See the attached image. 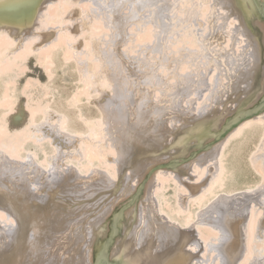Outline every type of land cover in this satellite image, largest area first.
<instances>
[{
    "label": "bare ground",
    "instance_id": "6f19581e",
    "mask_svg": "<svg viewBox=\"0 0 264 264\" xmlns=\"http://www.w3.org/2000/svg\"><path fill=\"white\" fill-rule=\"evenodd\" d=\"M257 18L253 0H0V164L7 154L25 164L0 170V218L7 227H0V264H89L85 247L96 235L93 226L110 211L114 192L130 194L149 163L123 170L136 142L139 149L167 141L169 113L181 118L184 101L200 111L184 148L174 149L186 153L219 128L215 117L230 111L226 104L238 106L255 88L249 69L258 53L250 26ZM158 55L159 73L148 60ZM31 62L47 82L30 75ZM68 66L75 88L60 93L57 106L49 82ZM91 105L95 116L84 113ZM15 113L23 115L20 124ZM245 115L240 123L232 119L225 138L194 160L157 172L148 195L128 212L114 258L124 264H264V111ZM252 131L258 139L248 158L251 172L237 174L235 143ZM70 165L91 181L80 187V171ZM4 171L14 186L2 182ZM65 182L70 201L81 200L79 210L100 197L90 205L94 210L80 217L75 208L72 221L56 211ZM81 221L87 232L73 230ZM96 264H105L101 256Z\"/></svg>",
    "mask_w": 264,
    "mask_h": 264
},
{
    "label": "rangeland",
    "instance_id": "374dc122",
    "mask_svg": "<svg viewBox=\"0 0 264 264\" xmlns=\"http://www.w3.org/2000/svg\"><path fill=\"white\" fill-rule=\"evenodd\" d=\"M258 2L259 3H257L255 0H253L254 9L258 14V18L256 19L258 24L255 21L256 23L253 22V23H251V26H250V30L252 31L251 33H252L253 39L256 38L254 40V45L256 44L255 47H256V50L258 53V58L256 59L257 61L255 62L253 67L251 69H249L250 75L252 77L251 78L249 76L251 78V81H252V82L250 81L249 84H253L255 81V83H256V85L254 83L255 88L253 87L254 89L252 88L253 90H251L250 93L246 97L241 99L238 106H236V105L232 106V105H229V103L226 104L225 106L228 107L230 109V111H228L226 113L220 112L215 117V122H218L221 119L220 123H219L220 125L218 126L219 128L213 130V135H211V137L206 139L202 144L195 145V146L191 147V149L186 153H182V154L174 153V151H175L174 149L178 148L181 151V149L184 148L185 144L188 141V139H187V135L189 134L188 131L191 130L189 125L192 121H194V119H196L197 116H199L198 114H200V111H195V107H194L195 105H189V104L183 103L184 101L180 104L184 110L181 114V118H180V113H178V114L175 113L176 116L173 113H169L170 116H169V120L167 122V125H169L170 131L166 133V135L168 137L167 141H164L163 139H161V140L154 142L152 145H148V146L144 145V146L140 147L139 149H135V148L141 142L140 141L136 142V144L134 145V150H132V153L126 159L123 160L126 163V165L125 164L123 165V170L125 168H127V169L130 168L132 164H134L135 166H138L139 164H142V163H147V162H149V163L145 166V169L142 172V175H141V178L139 179V182L136 184V186L134 188H132L133 190L131 189L130 194L129 193L121 194L122 196H120V194H119L120 192H118V193L114 192L115 194H118V195L115 197V201L113 202L110 211L108 213L104 214L105 216H103L104 218L101 219L102 221H98V222L96 221L95 225L93 226V229L95 230V233H96V235L94 237L95 241L93 240V242H90V244L87 245V247H85L86 250H88L87 261L89 264H96V260L100 256L103 258L105 264H124V263H120L119 260H117L116 258L113 257L114 247L116 245V242L119 240V238H121L123 236V234L125 232L124 230H126V228L129 226V222H128L129 217L127 216L128 212L134 206H136V205L140 206L141 200H143L149 193V188H150L151 182L156 180V175H157V172L159 170H161V169L162 170L163 169L164 170H173L174 168L179 167V165L181 166L183 164H187L190 161L197 158L202 153H204L208 147H210V146L213 147L216 144H218V142H220L223 138H225V135H227V132L229 133V131L233 128L232 125L231 126H228V125L231 122V120L234 119L236 116L238 117L237 123H240L244 119H247V117H249V115L247 116L245 114L250 109L254 110V114L258 113L259 111H264V101L262 102V100L264 98V68H263L264 67V0H258ZM229 8H231V6H229ZM74 11L75 10L72 9L71 14H73ZM149 14L151 15V13H149ZM123 48H121V50L126 51V47L123 46ZM228 48H230V47H228ZM152 54L154 57L157 56V52H153ZM131 55L136 56V54L133 52H131ZM143 56H144L143 54L139 55L140 58H142ZM135 59H137V58L134 57L131 59L132 63L135 62ZM148 60H150V61L152 60V62L155 63L156 71H157V73H159V69H161V68L158 69L157 67L163 63V61H161V56L158 55L157 60H156V58H151V59L148 58ZM32 64L34 65V67ZM35 64L36 63L31 62L32 70L29 71L30 75L40 77L43 81L47 82V76L45 74V71H43V69L41 67H39V65H37V64L35 65ZM135 65H136V62H135ZM34 68H35V70H33ZM154 68H155V66H154ZM199 69H200V67H199ZM65 70L66 71H63L62 68H58V70L54 73L52 80L49 82L51 87L54 89V92L56 90L55 98H54L55 102L59 99L60 93L63 96H68L69 94H71L73 92L72 90H74V88H75V84H74L75 80L74 79L76 78V74H75L74 70H72L71 66L66 67ZM160 71L162 72V73L160 72V74L164 76L163 80L170 82L171 79L168 77V74L164 75L163 71L162 70H160ZM203 73H205V72H203ZM25 77L26 76H22L21 80L24 79ZM143 87L146 90H150V91L152 90L154 92L153 88H150L148 85H144ZM156 93H154V95ZM257 93H258V95H257ZM161 96H162V94L160 93L157 97H161ZM153 97L151 98L152 99L151 101H154L157 99L156 96L154 98ZM247 99L250 100L248 103L246 102ZM253 99H254V101H253ZM54 100L52 101V99H51V102L54 103ZM58 101L59 102H57L56 105L62 106V104H63L62 101H60V100H58ZM201 108H203L202 105H201ZM22 109H23V107L21 108V110ZM176 110H177V108H175V111ZM22 112L26 113V111L24 109L22 110ZM84 113L88 116H95L96 114H98V110H97L96 106L91 105L90 108H88V107L84 108ZM223 113H224V115H223ZM171 116L174 118L172 119ZM183 116L185 118L188 117V119H185ZM15 117L17 118V123L20 124V122L23 121V118H22L23 115L22 114H16L15 113ZM178 121H179V123H177ZM199 121H202L201 117L199 118ZM129 122H130V120H129ZM129 122L127 121V123H129ZM180 122L183 124L181 125ZM203 123L205 124L206 122H203ZM184 124H186L187 126ZM183 125H184V127H183ZM78 128H81V127L78 126ZM197 131H199V130H197ZM252 132H253V134H251V136L246 138V140H242V138H241L238 140L239 142L236 141V143H235L236 145H235V149L233 152V160H234V163L236 166L237 174H246V173L251 172V168L249 167V164H248V158H249V155L255 149V145H256L257 139H258L255 131H252ZM258 133L260 134L261 130L260 131L258 130ZM72 144L73 145L75 144V146H76L75 142H72ZM68 147H69L68 148L69 150H65V151L71 152L72 146H68ZM171 149H173V151ZM23 154H26V151L22 150L21 155H23ZM13 157L16 159L14 160ZM25 159L27 161L29 159V157L26 155ZM20 164H21V166L25 165L23 158H18L16 156H11V155L7 154V159H5L0 164V170L5 169L6 166L8 168H11V169H12V167H13V169H17V166ZM70 166L74 168V170L77 174L79 173L80 170L76 165H70ZM100 169H101V171H104L103 174L108 175V172H106L107 171L106 169H104V168H100ZM2 174H3L1 176L3 179L2 182L5 181L6 183H10V184H12V186H14L15 182L9 180V177H10L9 172L4 171ZM78 175H79V179L75 182L80 183V187L82 185L81 183L91 181V179L88 178V176H85L86 174H83L81 171ZM80 178H83V179H80ZM80 180H81V182H80ZM28 183H30V181H28ZM68 183H70V182H68ZM67 184L65 182L61 187V188H63V191L66 192V194H64L65 196L62 195L63 196V197H61L62 199L60 198L62 202H57L56 208H58V209H56V211L60 212L62 210L63 212L68 213L69 217H67V218L71 219L70 217H74L73 215L75 213L77 214L78 212H81L82 216L81 215H79V216L83 217L84 213H88V212L94 210L92 207H90V205H93V203H95L100 197H98L97 200H96V198H94L93 200H87V201H89V203H87V205H85L86 208L85 209L81 208L79 210L76 207L79 204V202H81V200L77 201V202L75 201L74 203H72L73 202L72 200H71L72 202L70 201V199H69L70 196L67 192V188H65L67 186ZM13 189H15V188L12 187V190ZM111 189H112V187L108 186L107 190H111ZM99 191H100V189H99ZM6 192L8 193L7 188H6ZM2 194H5V193L3 192ZM10 194H11V191H10ZM105 197H106V195H105ZM109 197H110V195L109 196L107 195L106 198L108 199ZM84 199H86V198H84ZM63 202H64V204L65 203L66 204L63 205ZM59 203H62V204H59ZM102 203L103 202L98 203L97 206H100ZM83 204H81V205H83ZM108 204L109 203H107L106 205H108ZM0 206L4 207L1 204H0ZM83 207H84V205H83ZM75 208L78 211H75V212H73L74 214H72L71 211H74L73 209H75ZM125 208H126V210H125ZM59 209H61V210H59ZM70 209H72V210H70ZM119 214H121V215L119 217H117ZM94 215L89 216L87 218V221L88 222L92 221V220H90V218L92 219ZM80 217L77 219L80 220L81 219ZM99 220H100V218H99ZM71 221H72V219H71ZM78 223L80 224L81 229H79ZM78 223H77V225L74 226L73 230L76 231V229H77L78 231L79 230L85 231V228H86V232L88 231V227H86V225H85L87 222L81 221ZM81 224H82V226H81ZM2 226H3V228L4 227L7 228L5 226V223L2 222L1 218H0V227H2ZM105 245H106V253H105V255L104 254L100 255L101 250L105 247ZM13 263H15V262L13 261Z\"/></svg>",
    "mask_w": 264,
    "mask_h": 264
}]
</instances>
